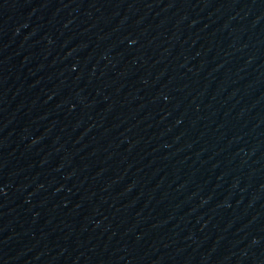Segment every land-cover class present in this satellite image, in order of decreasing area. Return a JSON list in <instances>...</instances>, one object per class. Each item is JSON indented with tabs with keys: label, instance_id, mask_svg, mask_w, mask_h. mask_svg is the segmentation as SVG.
I'll use <instances>...</instances> for the list:
<instances>
[{
	"label": "water",
	"instance_id": "water-1",
	"mask_svg": "<svg viewBox=\"0 0 264 264\" xmlns=\"http://www.w3.org/2000/svg\"><path fill=\"white\" fill-rule=\"evenodd\" d=\"M0 264H264V0H0Z\"/></svg>",
	"mask_w": 264,
	"mask_h": 264
}]
</instances>
